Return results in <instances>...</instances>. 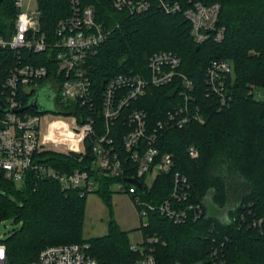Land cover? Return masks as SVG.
Listing matches in <instances>:
<instances>
[{"label":"trees","instance_id":"16d2710c","mask_svg":"<svg viewBox=\"0 0 264 264\" xmlns=\"http://www.w3.org/2000/svg\"><path fill=\"white\" fill-rule=\"evenodd\" d=\"M14 1L0 0V35L13 30L17 14ZM201 2L220 4L216 26L223 27L222 39L216 40L210 31L206 40L195 42L191 23L182 12L165 13L152 7L129 14L116 10L112 0H83L85 5L94 7L97 20L108 31L96 54L89 59V75L100 93L113 76L146 75L147 57L153 52L167 50L179 56L180 71L193 83V89L188 91L191 106L200 107L203 120L161 133L158 147L161 153H171L173 168L170 173H158L152 185L138 188L137 194L151 203L163 202L170 197L173 174L178 172L189 184L188 195L181 205L202 203L203 208L199 216L189 211L187 219L180 224L150 211L147 225L140 227L143 237H157L148 246L161 264H210L214 250L225 264H264V96L258 99L255 93L256 89L264 88V0ZM36 3L41 13V28L51 37L58 19L70 12L69 2L36 0ZM49 51L21 49L18 54L0 46V100L5 105L3 82L10 68L18 59L21 63L52 68ZM216 59H228L233 65L232 74L226 78L232 101L221 109L205 82V71ZM44 86L49 89L44 81L30 93L19 89L18 99L25 111L33 112L27 106L38 88ZM181 87L177 78L165 85H150L145 95L122 108L109 134L122 160L127 158L121 141L122 133L129 127V111L144 110L147 122L152 124L180 101ZM67 105L65 108L55 101L50 111L74 114L79 121V114L87 112V107H80L75 101ZM38 107L36 113L46 112L39 102ZM95 107L91 114L95 133L92 138L104 133L99 97ZM4 112L0 110V117ZM86 143L83 156L43 150L35 153L34 160L65 171L78 167L89 169L98 182L94 191L110 206V186L122 177L113 178L91 170L94 155L90 142ZM189 145L196 147L197 157H190ZM124 163L127 174L133 173V162ZM86 194L80 188H62L54 178L37 176L33 171L26 172L20 189L15 181L0 176V221L10 219L20 223L1 240L6 247V264H29L42 248L69 243H87L98 264H136L138 253L130 249L127 231L120 229L113 219L108 221L105 234L83 238ZM230 203L234 208L228 210L229 222L225 223L212 210L220 212Z\"/></svg>","mask_w":264,"mask_h":264},{"label":"built area","instance_id":"2783aa9c","mask_svg":"<svg viewBox=\"0 0 264 264\" xmlns=\"http://www.w3.org/2000/svg\"><path fill=\"white\" fill-rule=\"evenodd\" d=\"M70 12L58 19L51 37L42 30L40 10L22 11V0H15L17 14L13 30L7 35H0V46L9 47L19 54L21 49L34 52L49 51L52 68L44 65L21 63L18 59L10 68L3 82V92L7 110L0 117V176L11 181L21 180L27 171H33L41 177L57 180L62 188H80L82 193L97 189L98 182L89 169L75 168L71 171L59 170L50 165L34 160L37 152L43 151L39 143L41 113L28 112L22 108L18 99L19 89L30 93L40 81L49 84V89L56 97L75 101L80 107H87L86 113L76 116L74 131L80 133L85 142V149L78 147L80 155L87 151L89 141L94 155L91 170L106 174L115 181L110 188L134 195L132 199L141 219L142 226L147 225L150 211L158 212L171 219L174 223H183L189 211L196 216L202 213V203H181L188 193L187 178L175 172L170 197L161 203H151L137 194L138 188H148L144 176L152 171L156 174L170 173L173 168L171 153H161L158 138L165 130L182 128L191 121H202L203 114L198 105H192L191 94L193 83L179 67V56L167 50L153 52L147 57L146 75L119 74L111 77L101 92L93 87L89 75V59L97 52L98 47L108 35L103 24L97 20L92 5H85L83 0H68ZM116 10L129 14L142 13L157 7L165 13L182 12L191 23V32L195 42L201 43L214 32V38L223 37V27H217L216 21L220 9L218 2L203 4L201 0H112ZM233 65L228 59L212 60L205 71V82L208 90L215 94L218 108L229 106L232 101L230 86L226 81L231 75ZM179 79L181 88L179 102L168 109L161 119L149 124L147 114L142 109H133L127 114L128 129L122 133L121 146L127 153L122 160L113 138L109 136L111 125L119 116L123 107L130 101L142 97L150 85L160 86ZM181 95V97H180ZM96 97L100 98V114L103 118L104 133L92 138ZM92 138V140H91ZM190 157H197L199 152L194 145L188 146ZM81 158V157H80ZM133 162V173L127 174L125 161ZM132 178L138 183L127 181ZM260 222V220L258 221ZM255 224V223H254ZM157 240L155 236L143 237L142 241L130 244V249L138 253L136 264H161L148 244ZM214 250L210 255V264H225L217 257ZM0 264H6V247L0 241ZM29 264H98L97 259L89 252L87 243H69L48 245L40 250L36 259ZM173 264H184L175 262Z\"/></svg>","mask_w":264,"mask_h":264},{"label":"rangeland","instance_id":"374dc122","mask_svg":"<svg viewBox=\"0 0 264 264\" xmlns=\"http://www.w3.org/2000/svg\"><path fill=\"white\" fill-rule=\"evenodd\" d=\"M35 0H22V11L35 9ZM47 87L38 89L39 98L48 108L54 106V102L61 104L65 108L69 107L67 101L60 99L51 92V98L46 97ZM256 97L264 96V88L256 89ZM76 116L74 114H65L52 111L41 113L39 143L43 150L53 151L62 154L79 153L78 147L85 149V142L82 135L74 131ZM155 171L149 172L144 176V182L150 187L156 177ZM17 189L22 187V179L15 181ZM210 196H206V201H210ZM110 206L100 197L99 193L92 191L87 192L84 202L83 211V238L105 234L107 231L108 221L113 219L118 227L127 231L129 242L136 244L142 241L143 234L140 229L144 219H141L136 206L127 192L117 191L111 188ZM234 208L230 203L225 208L219 209L220 212L212 210L214 215L221 221L228 223V210ZM19 222L10 219L0 221V241L17 228Z\"/></svg>","mask_w":264,"mask_h":264},{"label":"water","instance_id":"95a60500","mask_svg":"<svg viewBox=\"0 0 264 264\" xmlns=\"http://www.w3.org/2000/svg\"><path fill=\"white\" fill-rule=\"evenodd\" d=\"M40 88H42V87H40ZM39 89V88H38ZM52 91H51V89H48V87H47V90H46V97L47 98H51V93ZM41 101V102H40ZM38 102H39V104L41 105V107H44V108H42V109H45L46 108V111H50V109L51 108H48L46 105H45V103L41 100V98H39V95H38V90H37V94H36V96L33 98V99H31V101L29 102V104H28V106H27V108H29V109H31L33 112H37V110H39L40 108L38 107ZM0 110L1 111H6L7 110V108H6V105L0 100ZM23 110V108H20V109H17L16 110V112H20V111H22ZM126 180L127 181H130V182H133V183H136L138 186H140V183H138L137 181H135L134 179H132V178H126Z\"/></svg>","mask_w":264,"mask_h":264}]
</instances>
